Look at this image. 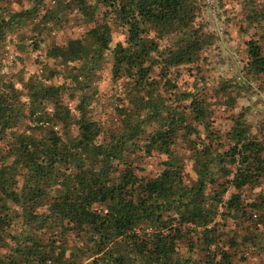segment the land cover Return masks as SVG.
<instances>
[{"label": "trees", "instance_id": "1", "mask_svg": "<svg viewBox=\"0 0 264 264\" xmlns=\"http://www.w3.org/2000/svg\"><path fill=\"white\" fill-rule=\"evenodd\" d=\"M96 1L127 31V44L117 43L113 48L112 70L115 78L134 82L130 89L134 91L130 96L133 110L123 118L126 130L107 141L100 140L102 129L87 117L82 101L71 109L56 100L58 86L31 79L26 84L31 99L28 117L37 121L33 130L45 134L38 138L17 133L12 126L23 116L15 104L18 94L12 84L0 91V141L7 134L14 137L0 144V264H17L19 255L31 264H47L51 258L53 264H235L230 251L213 247L219 224L215 219L221 196L229 187L236 191L229 192L221 216L237 217L245 214L246 207L260 208L256 202L243 204L237 190L264 176V142L259 135L250 134L245 120L238 115L227 131L229 143L224 151L212 142L194 148L191 156L196 162V179L184 184L180 159L174 152L175 138L180 131L189 135L193 131L188 116L198 123L205 122L208 100L189 92L183 96L186 104L174 105L160 93L142 94L155 67L167 73L172 67L199 60L204 42L195 23L196 0ZM79 3L85 15L94 13L95 6H88L86 0ZM31 13L15 12L14 17L20 20ZM247 17L264 23V5ZM10 24L0 19V40ZM109 30L108 22L98 23L89 31V45L69 40L49 50L50 55L65 61L85 58L81 67L73 66L71 75L78 90L92 82L97 68L94 60L110 43ZM166 36L172 42L162 48L160 41ZM247 53V75H264V53L256 40L247 42ZM152 83L147 84L151 90ZM48 98L53 100L50 109L44 104ZM150 122H156L157 127L143 147L147 154L156 147L169 160L158 176L143 178L126 164L125 153L141 148L133 141L142 136L144 126ZM72 126L75 134L70 133ZM221 177L224 180L217 182ZM213 184L216 186L211 188ZM96 205L103 206L104 211L96 210ZM17 208L22 211L25 228L53 221L62 228L57 233L66 229L90 231L95 244L89 251L77 248L78 254L70 253L67 258L59 251L53 258V251L39 248L34 231L28 229L25 239L12 232L11 225L19 217ZM197 228H201L199 232ZM191 231L199 233L197 240L206 246L203 260L178 253L177 243L187 239ZM6 239L14 240L15 245L3 253ZM230 243L237 246L233 239Z\"/></svg>", "mask_w": 264, "mask_h": 264}, {"label": "rangeland", "instance_id": "2", "mask_svg": "<svg viewBox=\"0 0 264 264\" xmlns=\"http://www.w3.org/2000/svg\"><path fill=\"white\" fill-rule=\"evenodd\" d=\"M50 1L0 0V19L5 18L11 22L4 29V36L0 40V91L7 89V84H12L18 94L15 104L23 112L21 122L13 125L12 130L38 138L45 134L44 131L33 130L37 121L28 117L31 99L26 84L32 79L45 85L58 86L56 100L63 101L71 109L82 101L87 117L95 120L102 129L99 139L107 141L111 136L125 132L127 123H124V115L133 110L130 96L134 91L130 89L134 82H129L125 77L115 78L112 71L113 48L117 43L124 46L127 44L126 27L119 24L115 15L105 13L106 8L101 3L96 5V0H86L88 6H95L94 13L89 15H85L79 8V0H55L52 4ZM196 3L195 23L200 27L204 42L199 60L172 67L167 73L155 67L150 75L154 85L152 90L151 85H147L152 80L148 79L142 91L143 96H147L149 91L152 94L160 93L174 105L186 104L183 96L189 92L208 100L209 111L204 118L205 122L198 123L187 114V122L191 123L193 131L190 135L180 131L175 138L174 152L180 159V171L187 185L196 179L197 174L196 162L191 156L194 148L212 142L220 152L224 151L229 143L227 131L238 115L245 120L250 134L259 135V139L264 142V75L258 77L246 73V64L250 60L247 42L250 39L256 40L264 53V23L253 21L247 15L250 11L254 13L261 10L264 0H196ZM24 10H32V13L20 20L14 17L15 12ZM105 22H108L110 28L109 46L94 60L97 68L92 82L83 90H78L71 82V75L74 74L73 66L81 67L82 59L85 58L65 61L50 55L49 50L65 45L69 40H80L89 45L90 29ZM168 39L166 36L160 41L162 48L172 42ZM172 84H177V88L174 89ZM44 104L50 109L53 100L45 99ZM121 109L125 111L121 113ZM156 127V122L146 124L142 136L133 141L141 148L134 147L125 153L126 164H130L139 177L158 176L165 167L164 163L169 160L162 150L155 147L147 154L143 147L147 136ZM70 133H76L74 126ZM6 136L0 141L1 145L14 139L9 134ZM222 180L223 177L217 182ZM215 186L213 184L211 188ZM231 191L236 190L229 187L221 196L223 201L219 204L215 219L219 224L213 247L215 250L218 247V250L230 251L231 260L235 264H264V176L237 190L243 204L256 202L260 205L259 209L250 210L249 206L245 208L244 215L221 216ZM95 209L104 211L101 205H96ZM15 212L16 218L19 217L13 219L17 222L13 227L11 225L12 232L25 239L28 229L34 231L33 238L40 242L39 248L53 251V258L59 251L64 252L67 258L70 253L77 255V248L89 251L95 244L94 234L90 231L78 233L66 229L57 233L62 228L53 221L42 225L34 223L25 228L21 222V209L17 208ZM198 236L199 233L191 231L187 239L179 241L176 246L178 253L196 261L205 259L206 246L199 243ZM231 239L237 242V246L231 245ZM3 243V253L15 245L12 239H6ZM18 259L17 264H31L23 260L21 255ZM47 264H53L52 258Z\"/></svg>", "mask_w": 264, "mask_h": 264}, {"label": "built area", "instance_id": "3", "mask_svg": "<svg viewBox=\"0 0 264 264\" xmlns=\"http://www.w3.org/2000/svg\"><path fill=\"white\" fill-rule=\"evenodd\" d=\"M50 2H51V4H52V3H54V2H55V0H51Z\"/></svg>", "mask_w": 264, "mask_h": 264}]
</instances>
